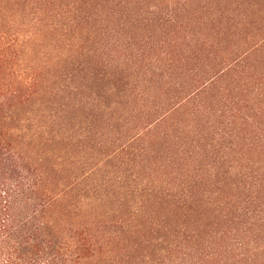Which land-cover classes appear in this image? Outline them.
I'll use <instances>...</instances> for the list:
<instances>
[{
	"label": "rangeland",
	"instance_id": "1",
	"mask_svg": "<svg viewBox=\"0 0 264 264\" xmlns=\"http://www.w3.org/2000/svg\"><path fill=\"white\" fill-rule=\"evenodd\" d=\"M72 1H7L19 27L41 32L27 61L54 67L49 76L105 79L103 121L89 119L85 149L75 143L69 156L57 142L62 175L67 164L101 163L107 191L135 201L156 193L142 188L150 174L204 167L196 153L212 167H264V0Z\"/></svg>",
	"mask_w": 264,
	"mask_h": 264
},
{
	"label": "trees",
	"instance_id": "2",
	"mask_svg": "<svg viewBox=\"0 0 264 264\" xmlns=\"http://www.w3.org/2000/svg\"><path fill=\"white\" fill-rule=\"evenodd\" d=\"M7 1L0 0V264H264V167H212L196 153L204 167L192 173L203 187L189 181L190 171L150 174L142 188L156 193L135 201L107 191L101 163L67 164L61 174L57 142L69 156L75 143L85 149L89 119L103 121L105 79L49 76L54 67L27 61L42 35L19 27ZM45 21L40 14L38 25ZM229 129L234 145L242 137Z\"/></svg>",
	"mask_w": 264,
	"mask_h": 264
}]
</instances>
